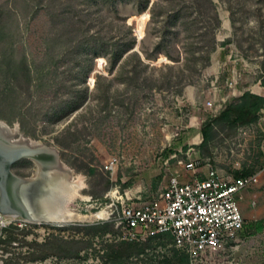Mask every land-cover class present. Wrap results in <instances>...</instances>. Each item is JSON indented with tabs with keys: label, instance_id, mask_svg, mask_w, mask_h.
Here are the masks:
<instances>
[{
	"label": "rangeland",
	"instance_id": "obj_1",
	"mask_svg": "<svg viewBox=\"0 0 264 264\" xmlns=\"http://www.w3.org/2000/svg\"><path fill=\"white\" fill-rule=\"evenodd\" d=\"M256 82L264 0H0V119L54 146L87 197L65 204L84 219L12 224L0 264H190L169 235L120 239L114 195L148 199L171 175L207 167L262 171L237 238L200 264H264V103L238 119ZM32 167L11 165L20 176Z\"/></svg>",
	"mask_w": 264,
	"mask_h": 264
},
{
	"label": "built area",
	"instance_id": "obj_2",
	"mask_svg": "<svg viewBox=\"0 0 264 264\" xmlns=\"http://www.w3.org/2000/svg\"><path fill=\"white\" fill-rule=\"evenodd\" d=\"M206 104L212 106V101ZM183 166L195 170L196 162L190 159ZM261 171L234 176L207 167L202 177L189 180L171 175L166 185L148 199L114 195L119 201L113 216L120 239L166 234L173 246L186 254L190 264H200L203 257L237 238L244 226L241 202L246 190L259 182ZM18 221L31 222L0 212V237Z\"/></svg>",
	"mask_w": 264,
	"mask_h": 264
},
{
	"label": "bare ground",
	"instance_id": "obj_3",
	"mask_svg": "<svg viewBox=\"0 0 264 264\" xmlns=\"http://www.w3.org/2000/svg\"><path fill=\"white\" fill-rule=\"evenodd\" d=\"M136 32L140 34L141 28H137ZM0 131H2L1 128ZM9 131H17V126H13ZM29 141L34 142L35 140L27 139V142ZM37 172L39 181L30 182L31 189L27 199H25L29 215L21 218L34 223H65L86 217L65 207L70 197L82 196L80 190L84 188V182L81 176H75L69 167L64 166L63 169H59L55 165L45 166L41 161L37 163ZM19 183L20 180L15 176L10 177L7 181L13 195L18 198ZM82 198L87 199L85 196ZM107 214L106 209H102L89 216L106 218ZM6 215L15 216L13 214Z\"/></svg>",
	"mask_w": 264,
	"mask_h": 264
},
{
	"label": "water",
	"instance_id": "obj_4",
	"mask_svg": "<svg viewBox=\"0 0 264 264\" xmlns=\"http://www.w3.org/2000/svg\"><path fill=\"white\" fill-rule=\"evenodd\" d=\"M139 35V34H138ZM0 212L3 214H13L18 217H26L29 215L27 206L25 205V196L21 193L24 187H30V182L39 181L37 172V163L43 162L45 166L55 165L59 169L66 166L58 156V150L52 145H45L40 141L27 142V138L17 131L10 132L12 126L0 119ZM7 132V133H6ZM27 158L33 163V172L28 176L16 175L7 169L14 162ZM67 167V166H66ZM16 177L19 183V198L13 195L7 181L10 177Z\"/></svg>",
	"mask_w": 264,
	"mask_h": 264
},
{
	"label": "trees",
	"instance_id": "obj_5",
	"mask_svg": "<svg viewBox=\"0 0 264 264\" xmlns=\"http://www.w3.org/2000/svg\"><path fill=\"white\" fill-rule=\"evenodd\" d=\"M243 97H247L249 100L246 101L240 108L239 111H240L241 117L239 118V115H238V119L241 120L243 123H246V122L252 121L256 117V112L260 110L263 106L264 97L253 94V93H249V92H245L243 94ZM230 109L231 107L228 106L223 111L222 114L227 115ZM160 235H166V234H160Z\"/></svg>",
	"mask_w": 264,
	"mask_h": 264
},
{
	"label": "crops",
	"instance_id": "obj_6",
	"mask_svg": "<svg viewBox=\"0 0 264 264\" xmlns=\"http://www.w3.org/2000/svg\"><path fill=\"white\" fill-rule=\"evenodd\" d=\"M250 92H253L255 94H259L264 96V86L260 84V82H256L254 84H251L248 88ZM246 196V195H245ZM254 202V201H253Z\"/></svg>",
	"mask_w": 264,
	"mask_h": 264
},
{
	"label": "flooded vegetation",
	"instance_id": "obj_7",
	"mask_svg": "<svg viewBox=\"0 0 264 264\" xmlns=\"http://www.w3.org/2000/svg\"><path fill=\"white\" fill-rule=\"evenodd\" d=\"M11 165H12V164H11ZM11 165H10V166H7L6 168H7V169H10L11 172H13L14 174L18 175L17 173H15V172L11 169ZM32 172H33V167H32ZM32 172H31V173H32ZM31 173H30V174H31ZM3 175H4V173H3ZM3 175L0 174V179L3 177Z\"/></svg>",
	"mask_w": 264,
	"mask_h": 264
}]
</instances>
